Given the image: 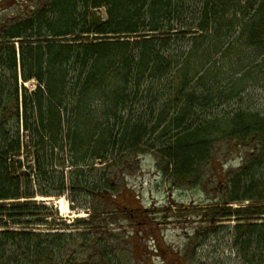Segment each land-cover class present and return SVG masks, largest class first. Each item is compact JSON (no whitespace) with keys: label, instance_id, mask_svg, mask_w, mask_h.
<instances>
[{"label":"trees","instance_id":"obj_1","mask_svg":"<svg viewBox=\"0 0 264 264\" xmlns=\"http://www.w3.org/2000/svg\"><path fill=\"white\" fill-rule=\"evenodd\" d=\"M32 5L0 22V264H73L70 244L121 264L99 235L104 211L88 207L82 234L35 233L52 216L37 217L49 209L37 198L98 200L130 219L145 210L116 198L134 159L152 155L172 188H189L221 144L245 154L228 177L215 171L226 188L208 212L242 217L224 247L264 264V111L242 97L264 91V0Z\"/></svg>","mask_w":264,"mask_h":264},{"label":"rangeland","instance_id":"obj_2","mask_svg":"<svg viewBox=\"0 0 264 264\" xmlns=\"http://www.w3.org/2000/svg\"><path fill=\"white\" fill-rule=\"evenodd\" d=\"M33 1L0 0V22L26 14L33 7ZM98 13L101 16L104 14L103 11ZM227 74H232V71ZM242 97L244 103H257L264 111L263 90H248ZM230 148L228 144L220 145L218 157L206 168L203 183L181 189L172 188L152 155L145 154L134 159L132 162L138 163V167L121 177L116 198L120 204L129 208L145 210L144 213L134 212L130 219L114 213L111 206L98 200L83 209L73 207L67 195L38 197V203L41 201L49 209L35 213L39 214V218L46 213L52 214L46 219L51 221V228L38 226L30 231L41 234L85 233L90 227L78 223V219L86 221L92 214L88 207L97 208L105 213L100 217L104 219L106 231L100 230L99 235L106 236L111 247L108 250L119 257L121 264H243L224 247L230 232L225 229L230 230L238 222L237 219L243 218L213 222L212 214L208 212L215 198L220 199L226 188L219 186L222 175L225 173L228 177L233 173L245 154L244 150L237 153ZM215 171L220 174L219 180H216ZM229 206L237 208L238 205ZM214 227L217 232L207 234L206 229ZM200 243L204 245L200 246ZM82 250L78 244H70L64 258L73 257V264H104L91 254L93 249L90 250V247L81 255L79 252Z\"/></svg>","mask_w":264,"mask_h":264},{"label":"bare ground","instance_id":"obj_3","mask_svg":"<svg viewBox=\"0 0 264 264\" xmlns=\"http://www.w3.org/2000/svg\"><path fill=\"white\" fill-rule=\"evenodd\" d=\"M260 81H263V78H261Z\"/></svg>","mask_w":264,"mask_h":264},{"label":"flooded vegetation","instance_id":"obj_4","mask_svg":"<svg viewBox=\"0 0 264 264\" xmlns=\"http://www.w3.org/2000/svg\"><path fill=\"white\" fill-rule=\"evenodd\" d=\"M5 1H12V0H5Z\"/></svg>","mask_w":264,"mask_h":264}]
</instances>
